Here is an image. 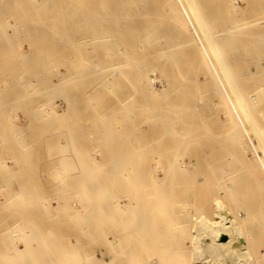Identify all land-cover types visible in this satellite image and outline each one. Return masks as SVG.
Here are the masks:
<instances>
[{"label": "rangeland", "instance_id": "374dc122", "mask_svg": "<svg viewBox=\"0 0 264 264\" xmlns=\"http://www.w3.org/2000/svg\"><path fill=\"white\" fill-rule=\"evenodd\" d=\"M56 1L0 0V107L6 109L7 107L2 105L7 104L9 106L8 111H6L7 109L0 111V119L3 118L4 126L10 128L8 132H14L16 136L20 135L23 138H19V140L22 139L20 142L18 141L20 146L21 144L28 145H22L21 149L23 152L29 153L26 158L29 160L30 171L27 174L31 178L25 179L28 187L22 188V190H29L38 194L36 197L38 200L34 202L36 204L34 206L37 208L38 221L37 219L34 221L42 225L45 237L50 233L49 221L55 219L54 208L52 207L55 206L57 200L51 193L59 189L56 186L59 180L56 177L55 165H58L56 161L60 158L56 156V148L51 143L52 141L55 142L59 134L75 131L80 134L83 133L91 139L86 143L87 147L82 149L86 155L77 157V159L82 157L83 161L72 164L75 174L82 173L86 176H94L93 180L97 181L96 183L111 185V188L104 190L114 191L117 189V185L130 182L131 177H135L137 186L139 172L138 169L132 170L131 164L135 163L141 156L138 155L139 150H141L139 145L151 147L149 155L142 156L143 158H150L151 165L157 164L158 161H176L183 165L184 173L176 174L174 177L176 191L185 193L189 199L195 196L198 203L203 199V203L198 204V212L204 211V214L210 219L217 217L215 212L217 207H221L227 212L230 210V216L233 217H238L242 214L241 211L243 212V215L240 216L245 219L243 224L246 225H243V229L244 232H247L245 237L248 236L249 238L247 239L248 244H250H247L248 253L251 256L259 255L257 261L264 262V189L262 191V188L257 187L258 180H263L262 175L264 176V142L250 139L252 132L241 116V101L235 103V91L229 82L234 70L233 73L230 70L229 73H225L229 69L227 65H230L228 63L230 60L232 61L233 57L232 54L230 59V53L233 52V49L228 46L230 47L229 51L227 48V40L233 41L232 38L227 39L230 35L232 36L231 30H236L234 39L241 44H246L249 49L253 46L256 38L264 37V0H133V4L131 2L128 4L127 1L124 2L123 0H59L61 5L67 6L70 11H78L81 16L90 20V23L62 22L61 20L66 17L58 16L56 10L59 8L52 6ZM100 2H102L100 6L94 5L100 4ZM104 2H108L110 8L108 5L103 7ZM9 4V7L16 9L12 8L10 12ZM112 4H114L113 7ZM85 5H91L90 11L85 9ZM104 11H109L112 14L117 13L118 19L129 20L128 18L131 19L133 14L134 17H132L135 18L136 16L140 21L153 20L155 21L152 23L153 28L160 27L167 30V25H169L171 29L175 30L176 37L179 36L180 38L184 35L187 38L184 36L182 39L180 38L181 48L178 47L181 46L178 44L180 43L179 38L173 40L176 38L174 32H172L174 38H169L172 34L167 31L166 33L164 31L154 32L155 37L147 40L148 43L145 41L135 42L128 38V30L131 27L136 28V25L125 23L122 24L124 27L122 28L119 24L110 23L109 16L106 18L104 14H100ZM103 17L105 22L109 21L103 23ZM198 17L203 21V29L206 28L211 35L210 38L212 37L208 46L210 47V44L214 42L212 47H216L212 49L213 51L210 50L211 54L209 52L211 59L208 56L203 58L205 54L203 52H207L211 47L202 52V57L201 53L198 52V46L202 50L205 49L203 42H201L202 48L200 47L201 44L198 45L200 42V40L198 41L200 36H198V31L199 34L205 32L204 34L209 36L206 31L202 33L198 30ZM111 20L113 19L111 18ZM146 24L147 28L150 29L151 24ZM152 27L151 29H153ZM189 30H193V32ZM168 31L170 30L168 29ZM168 33L170 36L167 37ZM58 35L63 37L61 41H59ZM164 36L174 42L165 40L166 37L164 38ZM57 38L59 48L57 47ZM205 40L209 39L206 37ZM201 41L203 40L201 39ZM222 41H227V44ZM172 43L176 44L173 45ZM262 45L264 51V40ZM179 50H181L180 58L176 55L171 56L173 52L177 54ZM182 51L183 53L185 51L197 53V57L196 54L192 56H195L199 63L203 61L201 58L204 59L205 63L202 62L204 63V65L202 64L204 70L206 69V60H211L210 63L208 60L207 67L209 70L213 67L214 70L211 71L212 73L208 72L212 76H209L208 73L203 76L200 74L202 68L197 67L198 62H196L197 65H194L195 59L191 57L193 61V63L190 61L191 68L194 69L193 67L196 66L195 70H198L199 74L202 75L198 76L197 73L199 77L198 86H195L197 83H193L192 92L189 89L185 94L175 95L169 87L171 84L165 81L164 75L161 76L162 73L155 68L162 70L166 67L171 70L173 67L174 71L181 69V67L173 65L176 62L169 63L168 59L171 60L170 57H172V60L182 58L183 61L179 60L180 63H176L181 66L186 60L185 69L187 67L190 69V65L186 66L190 55L187 54L189 58L186 59ZM198 53L200 59H198ZM216 53L219 54V57L222 54L223 61L225 60L224 62L227 63L222 62V66L225 67L226 65V70L224 71L225 68H222L225 76L221 72L222 69L220 70L221 80H219L221 75L219 62L222 60L220 58L221 61L218 62ZM253 58V55H246L244 61L251 64ZM44 60L46 61L45 64L42 63ZM138 60L143 62L141 66L146 70L151 87L159 91L155 94L156 97L152 105L155 109L151 111L146 121L144 119L138 121L136 115L138 102L136 97L131 101V88L127 86V83L114 82L112 74L118 69L136 68L138 65L134 63ZM262 63L260 69L264 68V60ZM171 65L172 67H169ZM50 66L62 70L60 79H56L54 73L53 77L50 74L37 73V70ZM88 68L95 70L86 71L85 69ZM203 71L201 72L203 73ZM237 71L239 73L238 69ZM263 71L261 70L264 75ZM89 73H93L92 76H84ZM227 73L231 74L227 80L228 83L226 80L225 83H222L223 78H228ZM243 73L240 72V75ZM213 74L214 77L218 76L212 81ZM166 82L168 83L167 86L161 88ZM12 83L16 84L13 85ZM49 83H53L52 88L47 86ZM56 83H62L59 89L56 88ZM6 86L10 87V94L15 92L16 96L11 94L9 97V89L4 91ZM249 86L250 83H236V92L241 95L245 94L248 101L250 94L253 96L259 88H264V83H255L253 87ZM4 92L6 96L3 95ZM17 95L21 96V100H16L19 98ZM13 99L17 103L14 102L16 105L10 109L9 104L15 101ZM234 106L238 109L237 112L234 111ZM260 109L261 107H258L255 114L258 123L263 118ZM29 111L36 113V119L33 118V121L27 120L26 113ZM98 112H110V114L95 115ZM63 114H66L65 118H61ZM203 122L207 124V126L204 125L206 128H202ZM40 125L45 130L43 137L48 141L41 142L39 141L41 138L38 139L36 136L34 128ZM143 127L148 131L146 132L147 135L149 133L158 135L140 137L138 130ZM165 130L169 131L168 134L159 135ZM58 142L63 145L66 143L63 138L58 139ZM36 143L40 145L42 143L41 146L43 147L30 146ZM0 144L6 145L7 140H0ZM5 149L2 153H6L3 158L7 163L12 153L9 154ZM10 151H14V149ZM119 157L124 158V162H126L121 164L120 168L114 166V160ZM74 158V156L73 158L70 157V159ZM190 159H195L192 164H189ZM90 160L100 161L97 164H90ZM144 161L147 160L144 159ZM223 161L227 162L224 163ZM6 163L0 164V230L3 227L1 226L2 222L9 224L19 218L17 212L13 213L14 207L9 206L5 201L8 198L7 191L9 188L11 186L16 188L17 185L15 186V184L22 183V181L10 176L16 173L12 172V169L8 167L10 165ZM225 164L230 165L225 166ZM204 165H208L210 169L213 166H222L221 170H226L225 175L219 180L210 178L206 181L198 171V168ZM230 166L231 169L228 168ZM233 168L239 170L238 176L234 172L232 173ZM196 169L199 173H196ZM67 173L69 174L68 171ZM124 176L127 179L130 178L129 181L125 180L126 182H124V178H122ZM243 176L255 178L254 186L245 190L241 189L239 193L234 195L233 180L238 179V177L239 180H242L240 177ZM156 177L155 172L150 173L152 180ZM64 180L70 182L68 177ZM67 181L62 182L67 183ZM218 182L225 184V186L230 185L229 187H232V194L230 195L232 196H229V192L216 194L215 186L217 187ZM212 193L217 195L216 198L218 196L220 198L212 202L213 199L210 200L213 198ZM210 194L212 195L210 196ZM118 196H120L119 193ZM120 200L123 202L124 197H121ZM216 201H218L219 206L214 203ZM25 206L29 207V205ZM249 206H252L253 209L248 210ZM238 220L240 221V219ZM252 226L258 231L255 233L256 235L260 233L258 239L253 235L255 230L251 235L253 238L255 237V240L249 236L251 234L250 229H253ZM225 236V234H221L220 239H225ZM28 237L23 236L20 231H11L7 234V239H0V246H5L9 250L6 256H14L16 250L21 251L23 249V241ZM99 253L100 251H97L96 256L99 257ZM260 255H263L262 259ZM253 259L256 261V257ZM16 262H19L16 264H28L31 259H21ZM44 262L48 264L50 260L46 258ZM0 264H2L1 261Z\"/></svg>", "mask_w": 264, "mask_h": 264}, {"label": "bare ground", "instance_id": "6f19581e", "mask_svg": "<svg viewBox=\"0 0 264 264\" xmlns=\"http://www.w3.org/2000/svg\"><path fill=\"white\" fill-rule=\"evenodd\" d=\"M123 1L124 2L127 1L128 4L130 2L133 4L132 2L133 0H123ZM98 4H94V5L100 6L102 2H100L99 5ZM91 5H85L84 7L86 10L90 11V9L92 8ZM106 5H108V2H106L105 5L102 6L104 7ZM113 5L114 4H112L111 6L113 7ZM117 5H121V4H117ZM9 6L10 4L8 5V7ZM52 6L53 8L55 7L59 8V9L56 8L57 9L56 13L58 16L66 17L64 20H61L62 22L90 23V20H87L86 17L81 16L78 11L75 12L70 11L68 10L67 6L63 4L61 5L59 3V0L53 3ZM108 7L110 8L109 5ZM9 8H11L10 9L11 12L13 7H9ZM109 8L107 9L109 10ZM100 14H104L106 18H108L109 16L110 21L109 20L107 21H109L110 23L112 22L116 25L119 24L121 25L120 27L122 28H124L122 24L129 23V25H133L134 23L136 25V28L131 27L128 30V38H130V40H133L135 42L145 41L148 43L147 40L155 37V33H157L158 31H164L165 33L167 31L171 33L172 35L169 38L173 37L172 32H174L175 34V30L171 29L169 25H167L168 28L165 27L167 30L162 29L160 27L159 28L154 27L155 28L154 29L152 27V23H155V21L153 20L140 21V19L138 20L136 16H135L136 19L133 18L134 17L133 14H132L133 17L131 16V19L128 18L129 20L118 19L117 13L112 14L109 11H104L103 13L100 12ZM136 15L139 16V14ZM111 18L113 20H111ZM198 21H199L198 30H200L202 33L203 31L207 32L206 28L205 30L203 29L202 19H199L198 17ZM104 22L105 19L103 23ZM146 23L151 24L150 26L153 29H151V27H150L151 30L147 28L148 26ZM140 24H142L143 26ZM168 29L170 31H168ZM189 31L193 32V30H189ZM231 31H232L231 32L232 36L230 35V37L227 39L232 38L233 41L229 42V40H227L228 44L226 43L227 41L226 42L222 41V42L227 44L228 49L230 47L233 49V52L231 51L230 53V59L233 54L232 61L230 60V63H228L232 66L227 65V68L229 69L225 71L226 65L225 67L222 66L223 65L222 62L223 63L226 62H224L225 60L223 61L221 57L222 54H220L219 57V54L216 53L218 62L222 60L221 62H219L220 64L219 73L221 74L224 68H225L224 69L225 73L226 72L229 73V70L231 73H233L234 70L233 73L234 77H232L233 75L227 73L228 78L227 77H226L227 79L223 78L222 83H225L224 82L225 80L226 83H228L227 80L230 77L229 75H231L229 82L232 84V88L235 91L236 96L234 97V100L235 103L241 101V107H242L241 116L244 122H246L249 125V130H251L252 132L250 139L264 142V88L263 87L259 88L257 93L256 94L254 93L253 96L252 94H250L249 101H248V97H246L245 94L241 95L240 93L236 92L237 91L236 83H250L251 87H253L255 83L256 84L264 83V75L261 72V70L263 71L264 68L260 69L263 64L262 60H264L263 58L264 51L262 45L264 37L259 36L258 38H256L253 43V46L249 49L246 47V44H241V42L234 39L236 30H231ZM138 33L139 34L142 33V34L136 35ZM178 33L180 32L178 31ZM204 33L199 34L198 31V36L200 35L198 39V41L200 40V42H198V45L201 44V42H203L205 47V49L203 48L202 50L198 46V52L201 53L200 54L201 57L205 53L207 55L204 54L203 58L204 56H206V58L208 56V58L211 59L210 58L211 51H213L212 49L213 48L215 49L216 47L215 46L212 47L214 45L213 40H212L213 44H210L211 48L208 46L209 43H211L210 40L212 39V37L210 38L211 35L208 32L207 33L209 34V36H206V34ZM168 36H170V34L167 35V37ZM174 36L176 37V34ZM183 36L180 38L182 39ZM165 37L166 36H164V38ZM167 37L165 40H169L167 39ZM184 37L187 38L186 36ZM200 37L203 41H201ZM206 37L209 40H205ZM58 38L60 39L59 41H61L63 37L59 36ZM58 38H57V47L59 44ZM176 38H174L173 40H178L179 36H177ZM180 38H179V42H180ZM170 40L171 42L173 41L172 39ZM204 40L208 42L207 45L206 42L204 43ZM172 44L175 45L174 43ZM178 44H181V42ZM178 47L181 48L182 44L181 46ZM200 47L202 48L203 45L201 44ZM207 48L210 49H208L207 51L206 50ZM205 50L207 52H203ZM180 51L181 50L177 51L178 52L177 54H174L173 52L171 56L176 55V57L180 58L181 55ZM192 53H190V51L189 52L185 51V53H183L182 51V54L183 56H185L186 59L189 58L187 54L190 55V58L188 59L189 61L187 60L188 63L186 64V66L190 65L189 66L190 69H188V67L187 69H185L186 60H184L183 62L184 65L181 66L176 63H180L179 60L183 61V59L177 58V60L175 59L172 60V57H170L171 60L168 59L170 61L169 63L173 64L172 61L176 62L173 65L175 67L177 65L181 67V69L177 67L179 69H175L174 71L172 65L169 66L172 67L171 70H168L170 68H166V67L162 68V70L159 68H155L160 73H162L161 76L164 75L163 77H165L164 78L166 79L165 81L171 84L169 85V87L172 89V92L175 95L185 94V92L187 93L189 89L192 92L193 91L192 88L194 87L193 83L194 84L197 83L195 86H198L199 83L198 76H202V75L205 76L206 73L208 72L212 73L211 71L214 70L213 67H211V70H209V67H207L208 66L207 63L209 59L206 60L207 63L205 64V68L208 69V71H206V69L204 70L203 65L205 63L204 61L205 58L204 59L201 58V60H203L204 63H202L203 61L199 63V61L195 59V56H192L196 54L197 57V53H193V54ZM246 55L254 56L253 60L251 61L252 62L251 64H247L244 61V57ZM191 57L195 59L194 65L196 64V62H198V65L196 64L197 67L198 68L201 67L202 68L201 71L203 70L205 71V72L203 71L202 73L199 69L200 74L202 75L199 74L198 70L197 71L195 70L196 66L193 67L194 69L191 68V62L193 63ZM198 59H200L199 53H198ZM210 62L211 60H209V63ZM42 63L45 64L46 61L44 60L42 61ZM142 63H143L142 61L138 60V62L134 63L138 65L136 68L131 67L126 70H120L117 68L118 71L112 73L114 82L116 81L117 83H127V86L131 88L132 90L131 101L134 97H136L138 102L137 103L138 109L136 113L138 121L143 119L146 121L147 120L146 118H149L151 111L155 109L154 107H152L154 98L156 97L155 94L159 92L151 87L150 80L146 75V70L141 66ZM239 64L240 66L242 65L241 68ZM164 69L166 70L164 71ZM237 69L239 70V73ZM85 70L92 71L95 69L88 68ZM61 71L62 70H60L59 68H53L50 66L45 68L43 67L37 70V73L47 74V75L50 74L51 77H53V73H54V75H56V79H60L62 77ZM240 72H244L243 75L242 74L240 75ZM92 74L93 73H89L84 76L88 77V76H92ZM222 74H224V72ZM222 74L220 75L219 80L222 79L221 78ZM209 76H212V74H210ZM216 76L214 77L213 74L214 78L211 77V80L216 79L217 78ZM219 80L218 82L220 83ZM167 82L161 88H165L168 84ZM189 83H191L192 86H190L191 84L189 85ZM61 84L62 83H56L55 84L56 88L59 89ZM47 86H49V88H52L53 83H49V85ZM7 89H9L8 91L10 94V87L6 86V88H4V91L6 92ZM5 92L3 95L6 96ZM11 94H14V96H16L15 92ZM11 94L9 95V97L11 96ZM18 96L19 98H17ZM17 97H16L17 99L15 98L17 101L21 100L20 95H17ZM16 100L12 101L13 104L10 103L11 101L9 102L10 109L13 105H16L14 104V102L17 103ZM5 103H8V101L7 102L5 101ZM2 106H6L7 110L0 107V111L9 110L8 108L9 106H7V104ZM258 107H261L262 110L260 109V112H261V116L263 117L260 119L259 123L255 119V114ZM233 109L235 112H237L238 110L236 109V106H234ZM107 114H110V112L95 113V115H99V116L100 115L104 116ZM65 115L66 114H63V117L61 116V118H65ZM35 116H36L35 112L29 111L28 113H26V117H28L27 118L28 121H33V118L36 119ZM3 120H4L3 118L0 119V140H7V144L6 145L0 144V164L6 163L3 158L4 156H6V153H2L3 149L6 148L5 149L6 152H8L9 154L11 153L13 154L10 155L11 158L9 162H7L6 164L7 165L9 164L10 166L8 167L12 169L11 171L16 173L10 176L17 180L22 181V183L15 184V186L17 185L16 188L21 190H17L15 187L11 186V188H9V190L7 191L8 198L5 202L8 203L9 206L14 207V209H12L13 213L17 212L19 218L16 219V221H14L13 223H9V224L6 222L1 223L2 224L1 226L3 227L0 230V239H7V234H9L11 231H20V233L23 236L26 237L29 236V237L27 239H24L23 249L21 251L16 250L17 252L15 251L14 256L11 255L6 256L9 250L5 246L3 247L0 246V261L2 264H16L19 263L16 261H20L21 259L22 260L31 259V262L28 264H47L44 262L46 258L50 260V263L48 264H263L264 263L263 261L262 263L261 261H257L259 255L251 256L248 253L249 250L248 245L250 244H248L247 239L249 238L248 236H246L247 238L245 237L247 232H244L243 229V225H246L245 223L243 224V221H245V219L243 218V216H240L243 215V212L241 211L242 214H240L238 217H233L230 216V212H229L230 210L227 212L223 208L217 207V210H215V212L217 213V217L214 219H210L209 216L204 214V211L198 212V208H199L198 204L200 203L201 205V202L203 203L202 201L203 199H201V202L199 201L198 203V200L195 196L189 199L188 197H186L187 195L185 193L176 191L177 187L174 177L176 174L184 173L183 165H181L179 162L176 161L173 162L158 161L157 164L151 165V163L149 162L151 160L150 158L149 159L148 157L143 158L149 155L150 153L149 151L151 150V147L145 145H139V148H141V150H139L138 155L141 156L137 159V161H135V163L131 164L132 170L138 169L139 172L137 186L135 183V177H131V179L129 178L130 182H128L127 184L126 183L121 184L120 186L117 185L116 187L117 189H115L114 191L104 190L105 188L107 189L111 188V185L109 186L108 183L106 184L100 182L96 183L97 181L93 180L94 176H86L82 173L75 174L76 172H74L72 164L78 161H83L82 157L79 159H77V157L86 155L85 151H82V149L87 147L86 143L89 142V140H91L89 139V137H86L83 133L80 134L75 131L65 134H59V136L55 139V142L52 141L51 143L56 148V156L60 158L56 161V164L58 165L57 166L55 165V170L57 173L56 177L59 180L56 186L59 189L51 193L53 197L57 200L55 206L52 207L54 208L53 214L55 216V219H53L51 222L49 221L50 233H48L47 237H45L42 225L35 222L36 219L38 221V217L36 212L37 208L36 206H34L36 204H34V202H37L38 199L36 197L38 194H35L34 192H31L29 190H22V188L26 189V187H28L27 183L25 182V179L31 178V176L27 174L30 171L28 166L29 160L26 158L29 153L23 152L21 146L24 144H21L20 146V143H18V141L20 142L23 138L20 135L16 136L14 132H8L10 128H6L7 126H4ZM204 125L207 126V124L203 122V124L201 125L202 128H206ZM34 131L38 139L41 138V140L39 139V141L41 142L48 141L43 137L45 134V130L42 127V125L36 126V128H34ZM138 131L140 137H150V136L155 137L156 135H158V134L152 135L150 133H149L150 136L147 135L146 132L148 131L144 127L140 128ZM168 132L169 131L165 130L159 135H166L168 134ZM19 138L22 139L19 140ZM61 138L65 139L66 141L64 145L58 142V139ZM222 140H226V139H222ZM25 145L28 146L27 144ZM41 145L39 143H36L30 146L32 147L36 146L35 148L37 147L42 148L43 146ZM11 149H14V151H10ZM14 155H16L17 157H15ZM73 156L75 158L70 159V157L73 158ZM144 159H146L147 161H144ZM194 160L195 159H190L189 164H192ZM98 161L100 160H90L89 163L97 164ZM124 161H125L124 158L119 157L116 160H114V166L120 168L121 164L126 163ZM223 162L225 163L227 161H223ZM197 164L198 163L196 161V165ZM229 165L225 164V166H229ZM221 167L213 166L210 169L208 165H204L201 168H198V171L201 173L202 177L206 179V181L209 180L210 178L219 180L223 178L222 176H224L226 172V170L224 169L221 170ZM228 168L231 169L232 167L230 166ZM67 171L69 172V174L67 173ZM198 171L196 169V173H199ZM151 172H155L157 175V177L154 180L150 178ZM233 172L235 175L238 176L237 173H239V170L233 168L232 173ZM125 176L127 177V174H125ZM125 176L122 177L124 178V182L129 181V179H127ZM66 177L70 179V182L64 180L66 179ZM240 178H242V180H239V177L238 179L233 180L234 189L232 190L234 191L233 192L234 195L235 193L236 194L239 193L241 189L245 190L248 188H252L254 186L253 183L255 182L254 180L255 178H251L250 176H243ZM262 178L263 180L262 179L258 180L257 187H259V189L262 188L261 190L263 191L264 189L263 175ZM62 181H67V183H63ZM219 182L217 187L215 186V188L217 189V190L215 189L216 194H219L220 192H224V193L229 192V196H232L230 195L232 194L231 192L232 187H229L230 185L225 186V184ZM127 188L128 190H125ZM69 189H73V190H69ZM118 193L120 194V196H118ZM212 194H210V196ZM216 196L213 194V198H211L210 200L213 199L212 200L213 202L220 198L219 196L216 198ZM121 197H124L123 202L120 200ZM206 202L204 203L206 204ZM214 203L219 206L218 201ZM25 205H29V207L27 208ZM251 207L252 206H249L248 210L249 209L252 210L253 207L252 208ZM19 208H24V209L20 210ZM237 219H240V221L239 220L237 221ZM251 228H253V226ZM250 230H251L250 231L251 234H249V236L252 238V240L255 238L251 236L253 230H255L253 235L256 236L258 239L260 233L257 235L255 234L258 233L256 228ZM221 234L222 235L225 234L226 238L220 239ZM250 242L251 240L249 241V243ZM97 251H100L99 257L96 256ZM253 257H256V261L253 259ZM260 257L262 259L263 255L262 256L260 255Z\"/></svg>", "mask_w": 264, "mask_h": 264}]
</instances>
